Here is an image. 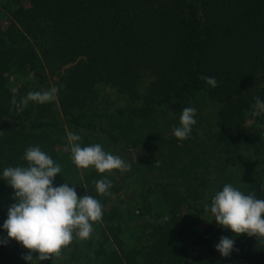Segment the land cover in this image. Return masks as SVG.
I'll return each instance as SVG.
<instances>
[{
  "label": "trees",
  "instance_id": "trees-1",
  "mask_svg": "<svg viewBox=\"0 0 264 264\" xmlns=\"http://www.w3.org/2000/svg\"><path fill=\"white\" fill-rule=\"evenodd\" d=\"M0 6L9 14L0 25V137H47L64 125L77 135H96L119 156L117 148L128 151L140 141L143 119L169 107L195 109L197 98L217 105L216 147L225 163L215 180L199 177L206 166L198 157L177 159L178 166L175 158L172 177L182 190L165 185L157 200L144 183L146 191L131 198L134 226L117 206L107 213L95 185L85 188L89 178L80 179L77 196L96 198L103 214L93 223L99 235L74 244L67 264H264V239L233 236L214 220L198 227L226 184L264 200V128L246 126L247 120L263 125L261 115L251 113L257 98L264 101V0H1ZM29 75L17 91L8 87L12 76ZM203 76L215 77L217 86ZM50 80L58 89L55 111L48 103L29 102L23 111L11 103L43 92ZM105 90L121 103L106 105ZM176 140L170 136L163 145L176 153ZM243 156L248 160L240 173L228 170V161ZM142 161L133 159L130 175L150 183L153 158ZM118 177L114 170L105 179L113 184L109 179ZM183 204L190 214L180 212ZM6 219L0 210V240ZM221 237L234 240L228 257L215 250ZM192 247L198 253L189 260Z\"/></svg>",
  "mask_w": 264,
  "mask_h": 264
},
{
  "label": "clouds",
  "instance_id": "clouds-1",
  "mask_svg": "<svg viewBox=\"0 0 264 264\" xmlns=\"http://www.w3.org/2000/svg\"><path fill=\"white\" fill-rule=\"evenodd\" d=\"M201 79L211 87L217 86L215 77L203 76ZM57 93L56 87L44 92L33 91L19 103L13 97L11 103L23 111L29 102L44 104L56 100ZM255 108L258 111H253L252 116L264 112V101L257 98ZM195 115L196 110L192 107L182 110L180 126L173 129L175 138L185 140L189 137L196 124ZM67 140L72 163L78 169L91 167L103 174L130 168L119 156L106 153L99 144L82 147L79 143L81 137L77 134L69 132ZM23 159L27 166L8 167L3 171V180L12 189V198L16 201L8 208L3 230L7 233V240L16 241L27 250L28 254L23 259L28 264H38L59 256L74 237L88 239L92 224L101 220L103 211L96 198L87 193L78 197L75 187H70L67 182L58 187L53 186V180L61 172V167L40 147L27 148ZM94 183L100 195L107 194L112 187L106 179ZM210 213L217 226L229 230L233 236L247 235L264 239V200L255 198L254 193L245 195L226 184L212 199ZM233 248L234 240L228 237H221L215 246L221 257H228ZM33 253L37 254L35 259Z\"/></svg>",
  "mask_w": 264,
  "mask_h": 264
},
{
  "label": "rangeland",
  "instance_id": "rangeland-1",
  "mask_svg": "<svg viewBox=\"0 0 264 264\" xmlns=\"http://www.w3.org/2000/svg\"><path fill=\"white\" fill-rule=\"evenodd\" d=\"M8 22L9 14L0 6V25H6ZM30 79L31 75H29L26 80L18 76H12L9 80L8 87L11 88L13 92H15L24 81L26 82ZM51 81L52 80L49 81L43 92L51 89ZM103 93L101 100L105 102L106 105L111 106L114 105V103L119 104L122 101L118 96L115 95L114 91L105 90ZM47 103L50 104V106L54 108L55 111V100ZM193 105L196 107V115L194 117L196 120V124L192 127L191 133L189 134V137L187 139H177L174 143V145L179 148L178 152L173 153L170 150L168 144L163 145V141L168 139L170 136H174L173 129L180 126L179 116L184 108L180 109L178 107L166 108L159 113L154 114L150 118L140 121L137 131L138 133H140L139 130H141V139L138 144L132 145L128 151H123L120 148H117L119 157L123 159L128 165H130V168L127 171L119 170L118 178H116L115 180L109 179L113 182V184L111 183L112 187L109 189V192L104 195H99L101 200L107 201V204L104 207V210L107 213L110 212L112 207L117 206L118 209L126 214L129 219H132V222H134L133 225L137 226L138 222L136 216H138V212L135 211L136 209H132L133 202L131 198L138 199V195L142 193L141 191H143L142 189H145L146 186L148 188L151 187L153 192L156 193L155 196L157 197V200L162 199V193L164 194L163 187L165 185L172 188V192L176 188H178V190H182V188L180 187L181 185H177L179 179H176V176H174L175 179L172 177V175L174 174L173 164L175 158L176 160L180 159L181 161H184L191 157H198L206 166L204 176L199 177L206 178L209 183H212V181L215 180L216 173L220 171L219 169L221 163H225V155L221 153L220 150L216 147L217 127L215 110L217 108V105L207 98H197L194 101ZM256 110L258 111V109ZM260 115L262 117L263 125L260 126V123L258 121L247 120L246 126L255 128H262L263 126L264 128V112H261ZM101 125L107 128L109 127V125L107 124ZM69 132L74 133L68 127L62 125L58 130L50 133L47 137L18 136V138H13L8 137V135L0 137V210L5 213L6 218L8 208L13 203H16V201L12 198V189L8 186L7 182L3 180V171L8 167L27 166L26 162L23 159V156L26 149L29 147H40V149L48 154L56 164L60 165L61 172L53 180L54 187H58L65 182H67L70 187H78L79 180L82 179L84 182V179L87 176V178H89V181H85L83 186L85 188H91L95 185V181L105 179L107 173H97L96 170L91 167L85 170H81L76 168V166L72 163L71 152L70 149H68L67 140V134ZM78 135L81 137V140L79 141V143H81V146L85 147L84 145L90 146L99 144L106 153L112 154V151L110 149H106L105 147H103V143L100 142V139H98L96 135ZM155 138H157V140H155ZM10 140L15 141V143H8V141ZM12 148L14 149L13 152L11 150ZM174 149H176L175 146ZM138 154L140 155V157L138 156ZM143 155L146 158L152 157L154 161L153 164L150 165V183H148L147 180L142 179L139 173L130 175V173L135 172V167L132 165L134 164L133 159H136L137 162L141 160V164L143 163ZM247 160V156L236 157L228 161L227 164L229 166L227 168L230 171L240 173V169H242L247 164ZM177 161H175V163ZM179 164L180 161H178L176 165L178 166ZM127 176L129 177V179L125 180L124 178ZM144 183L146 184V186L143 185ZM172 183L174 184V186H171ZM172 192H170V194ZM148 197L150 200L154 201V197L151 194H149ZM202 203H204V201H202ZM187 207L188 206L186 204H183L180 212L183 214H190L191 211H189ZM213 220L214 217L212 215L205 214L204 216H202V222L198 227L202 229L207 223ZM128 226L131 227L130 222ZM99 230V223L93 224L90 236L97 237L99 235ZM129 239L132 240L131 236L129 237ZM0 241V264H28V262L23 259V257L28 254L27 250L19 245L16 241L7 240V233L6 236H3ZM84 241L85 240H80L78 237H74L72 243L63 248L59 256H54L52 259H49L47 261H40L38 262V264H67L68 261H70V259L72 258L70 255L74 251L73 245L83 243ZM197 253L198 252L196 248H190L189 260L195 258V256H197ZM5 255L6 259L3 260L2 258H4ZM32 255L33 259H35L37 254L33 253ZM1 259L3 261H1ZM228 264L243 263L235 259Z\"/></svg>",
  "mask_w": 264,
  "mask_h": 264
}]
</instances>
